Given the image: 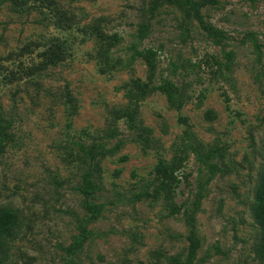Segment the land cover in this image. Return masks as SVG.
<instances>
[{"label": "rangeland", "instance_id": "1", "mask_svg": "<svg viewBox=\"0 0 264 264\" xmlns=\"http://www.w3.org/2000/svg\"><path fill=\"white\" fill-rule=\"evenodd\" d=\"M0 138V264H264V0H0Z\"/></svg>", "mask_w": 264, "mask_h": 264}, {"label": "trees", "instance_id": "2", "mask_svg": "<svg viewBox=\"0 0 264 264\" xmlns=\"http://www.w3.org/2000/svg\"><path fill=\"white\" fill-rule=\"evenodd\" d=\"M186 4L190 7L192 13H193V16L195 18V20L197 21V23L199 24L200 28L205 32L207 33V35L216 43V44H220V40L223 38L222 35L215 31L213 28L207 26L204 24L203 20H202V17L199 13V8H198V4H195L193 2H190V1H187ZM53 63V62H52ZM148 64H149V61H148ZM171 98V97H170ZM2 144V140L0 138V146ZM95 158V155L94 154H91L90 155V159L93 160ZM164 172V175L166 177H169V172L167 170H163ZM190 241V244H191V256L190 258H192L195 254V250L197 248V243L195 242L194 238L193 237H190L189 239ZM177 264H189V261L186 262V263H177Z\"/></svg>", "mask_w": 264, "mask_h": 264}]
</instances>
